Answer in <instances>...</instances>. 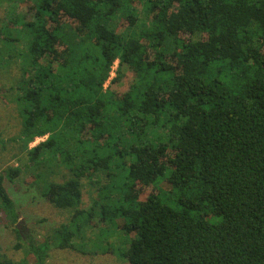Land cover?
<instances>
[{"label": "trees", "instance_id": "1", "mask_svg": "<svg viewBox=\"0 0 264 264\" xmlns=\"http://www.w3.org/2000/svg\"><path fill=\"white\" fill-rule=\"evenodd\" d=\"M22 3L31 20L1 29L0 67L20 69L10 88L27 168L56 160L72 174L41 196L86 224L81 181L113 176L120 156L122 204L99 213L136 235L116 251L127 264H264V0ZM124 67L134 80L116 92ZM21 172H0L13 223L4 181ZM55 235L74 250L73 232Z\"/></svg>", "mask_w": 264, "mask_h": 264}, {"label": "rangeland", "instance_id": "2", "mask_svg": "<svg viewBox=\"0 0 264 264\" xmlns=\"http://www.w3.org/2000/svg\"><path fill=\"white\" fill-rule=\"evenodd\" d=\"M22 2L28 3L35 11L36 0H0V31L19 15H24L25 21L31 20L32 16L26 12ZM135 14L148 25L141 5H137ZM18 48L20 50V46ZM116 67L117 62L113 66L114 74L105 86L115 77ZM19 75V66L14 62L8 68L0 67V172L9 167L22 169L12 183L4 181L17 219L13 223L12 216L0 208V260L4 257L16 264H127L116 251L127 249L136 235L120 229L123 223L121 218L102 222L99 213L102 207L115 209L122 204L121 184L125 176L123 170L126 168L123 158H113L111 164L117 168L113 169V176L106 178L104 172L99 171L91 181L82 179V197L78 210L92 214L86 224L82 217L72 221L76 208L61 210L49 204L41 196V190L45 189L47 183H62L72 174L63 163L56 160H46L38 167L27 168V151L20 140L22 125L19 106L14 104L15 91L10 88ZM133 80V76L124 67L113 88L116 92L124 91ZM161 133L159 130L158 135ZM160 136L163 137L164 133ZM45 139H35L28 149ZM117 148L121 147L109 148V153H114ZM167 176L168 173L161 181L166 180ZM160 186L168 191L164 183H160ZM207 219L211 223L215 222L214 219ZM58 231L61 235L74 233L75 237L70 241L74 250L57 248L58 235L55 232Z\"/></svg>", "mask_w": 264, "mask_h": 264}, {"label": "built area", "instance_id": "3", "mask_svg": "<svg viewBox=\"0 0 264 264\" xmlns=\"http://www.w3.org/2000/svg\"><path fill=\"white\" fill-rule=\"evenodd\" d=\"M114 74V71H113V67L111 69V72H110V76H112Z\"/></svg>", "mask_w": 264, "mask_h": 264}]
</instances>
